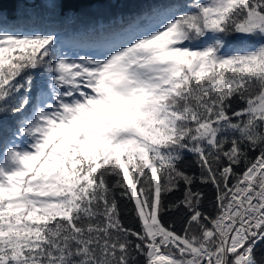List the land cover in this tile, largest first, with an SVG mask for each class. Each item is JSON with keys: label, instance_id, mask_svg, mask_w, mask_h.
<instances>
[{"label": "snow or ice", "instance_id": "obj_1", "mask_svg": "<svg viewBox=\"0 0 264 264\" xmlns=\"http://www.w3.org/2000/svg\"><path fill=\"white\" fill-rule=\"evenodd\" d=\"M36 2L0 0V264H264V0Z\"/></svg>", "mask_w": 264, "mask_h": 264}, {"label": "trees", "instance_id": "obj_2", "mask_svg": "<svg viewBox=\"0 0 264 264\" xmlns=\"http://www.w3.org/2000/svg\"><path fill=\"white\" fill-rule=\"evenodd\" d=\"M144 5L138 4H126V5H111L108 3H94L86 5L85 7L88 9H92L96 14L106 15L110 14L112 11L116 9H124V10H132L143 7ZM150 6V5H149ZM17 6L13 5L12 9H15ZM20 7L24 8L27 12L32 13L36 12L43 16L45 10L42 8L40 4V0H37L36 3H25L20 5ZM65 44V51H73V52H83L89 53L94 50V44L97 40L95 34L88 32L85 29H80L79 31H71L69 30L62 36ZM196 157L191 153H186L181 164V167L189 170L190 172H195L197 175L199 174V167L196 163ZM202 190L205 191L207 199L205 200V208L211 209L212 202L214 200V189L211 186H201ZM183 198L182 187L180 190H174L171 193L162 194V199L165 203H173ZM123 208V219L126 223V226H130L133 228H138L139 225L135 220L134 214L129 211L131 208V204L128 202H124L122 204ZM165 219L172 223L174 226L179 228L181 226V222L183 220V210L181 212H169Z\"/></svg>", "mask_w": 264, "mask_h": 264}, {"label": "rangeland", "instance_id": "obj_3", "mask_svg": "<svg viewBox=\"0 0 264 264\" xmlns=\"http://www.w3.org/2000/svg\"><path fill=\"white\" fill-rule=\"evenodd\" d=\"M79 54H82L83 55V54H87V53L80 52Z\"/></svg>", "mask_w": 264, "mask_h": 264}]
</instances>
